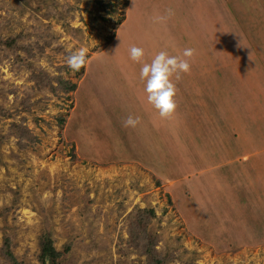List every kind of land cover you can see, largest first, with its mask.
Here are the masks:
<instances>
[{"label":"rangeland","instance_id":"obj_1","mask_svg":"<svg viewBox=\"0 0 264 264\" xmlns=\"http://www.w3.org/2000/svg\"><path fill=\"white\" fill-rule=\"evenodd\" d=\"M133 45L196 50L173 116ZM47 237L59 264H264V0H0V264Z\"/></svg>","mask_w":264,"mask_h":264},{"label":"clouds","instance_id":"obj_2","mask_svg":"<svg viewBox=\"0 0 264 264\" xmlns=\"http://www.w3.org/2000/svg\"><path fill=\"white\" fill-rule=\"evenodd\" d=\"M171 15V9L168 10ZM157 21H163L165 16H157ZM196 50L185 48L179 55H170L167 50L159 51L151 62L144 61L145 50L142 47L133 45L130 48V57L133 61L142 63L140 79L145 82L144 91L147 94V102L157 110L162 118H169L174 115L177 108L176 84L173 81L179 80L182 73L191 71V58ZM87 61V49L80 48L72 51L67 57V66L73 71H79ZM141 122L139 116L128 115L123 121V126L136 128Z\"/></svg>","mask_w":264,"mask_h":264},{"label":"trees","instance_id":"obj_3","mask_svg":"<svg viewBox=\"0 0 264 264\" xmlns=\"http://www.w3.org/2000/svg\"><path fill=\"white\" fill-rule=\"evenodd\" d=\"M59 256L60 252L53 247L51 239L45 238L40 249V262L42 264H59L57 261Z\"/></svg>","mask_w":264,"mask_h":264},{"label":"crops","instance_id":"obj_4","mask_svg":"<svg viewBox=\"0 0 264 264\" xmlns=\"http://www.w3.org/2000/svg\"><path fill=\"white\" fill-rule=\"evenodd\" d=\"M228 123H231V121L229 122L228 121ZM227 123V130H228V132L231 134V136L233 137V139H235V140H237V143L236 144H238L239 142H241V141H239V136H240V134H241V132H242V130H237L236 128H234L233 126H232V123L231 124H228ZM231 126H232V128H231ZM252 133H253V131L251 130V129H249V130H244V134H241V136L244 138V136L246 135V134H249V138L250 137H252ZM159 136H161L162 137V131H161V133L159 134ZM249 140V139H248ZM248 140H246L245 142H247L248 143ZM243 143V142H242ZM232 144V143H231ZM242 146V145H241ZM259 149V148H258ZM257 150V149H256ZM260 150H262V149H260ZM231 161H233V158H230L229 159V162H231ZM224 163L226 162V161H223ZM222 162V163H223ZM220 162H218V164H219ZM227 163V162H226ZM220 165V164H219ZM204 167H202V173L203 172H206L207 170H206V168L208 167V168H210V167H213L214 165H212V166H207V165H203Z\"/></svg>","mask_w":264,"mask_h":264}]
</instances>
